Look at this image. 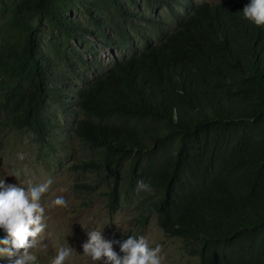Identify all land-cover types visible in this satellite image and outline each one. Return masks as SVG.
<instances>
[{"label": "trees", "instance_id": "obj_1", "mask_svg": "<svg viewBox=\"0 0 264 264\" xmlns=\"http://www.w3.org/2000/svg\"><path fill=\"white\" fill-rule=\"evenodd\" d=\"M248 2L0 0V114L45 141L50 110L70 101L76 135L150 185L149 212L194 250L192 264H264V26L243 18ZM138 4L168 7L174 27L150 18L149 39L133 23ZM73 9L111 20L123 44L127 29L143 39L75 88L61 65L71 69L87 31L111 38L68 18Z\"/></svg>", "mask_w": 264, "mask_h": 264}, {"label": "rangeland", "instance_id": "obj_2", "mask_svg": "<svg viewBox=\"0 0 264 264\" xmlns=\"http://www.w3.org/2000/svg\"><path fill=\"white\" fill-rule=\"evenodd\" d=\"M193 1L215 4L221 0ZM132 10L135 13L132 15L133 23L149 39L150 18L156 20L161 30H170L175 25L168 7L162 6L151 12L138 4ZM68 18L78 19L85 26L97 24L100 32L111 38L105 42L101 35L87 31L88 35L83 37L81 44L75 42L79 57L70 63L71 69L61 65V69L70 74L67 85L71 88L87 85L118 60L141 49L142 37L127 29L131 40L123 44L118 39V28L111 20L86 17L82 10L77 9L71 10ZM39 32L44 42H47L50 35L45 23L39 25ZM66 99L72 100L74 97L67 96ZM62 104L66 106L49 112L55 126L49 130L45 141L39 140L30 130L10 126L0 114V179H4L7 184L24 187L28 182L39 184L49 179L52 181L41 200L46 209V229L37 237L36 246L30 249L38 255L40 264H48L55 254L56 246L64 244L65 240L74 249L68 264H102L93 262L83 254L82 245L87 242V232L91 230H101L103 238L108 241H118L127 232L143 235L149 240L150 246H162V264L196 262L194 250L181 239L164 233L157 225L156 214L149 212L148 200L152 192L137 191L139 179L131 172L128 163H105L102 153L79 138L73 129V119L81 116V113L74 110L75 106L70 101ZM88 160L95 163L86 167L83 162ZM16 171L20 172L17 178L12 176ZM113 189L117 191L116 203L110 194ZM57 196L64 197L68 207L48 208V202ZM41 244H47L46 252L40 251ZM113 248L119 253L118 244L114 243ZM16 258L14 256L11 259ZM0 264H10V259L0 257Z\"/></svg>", "mask_w": 264, "mask_h": 264}, {"label": "clouds", "instance_id": "obj_3", "mask_svg": "<svg viewBox=\"0 0 264 264\" xmlns=\"http://www.w3.org/2000/svg\"><path fill=\"white\" fill-rule=\"evenodd\" d=\"M242 16L250 23L264 26V0H249L242 9ZM23 159V157H20ZM20 172L13 173L19 177ZM52 181L34 184L28 182L27 186L7 184L0 179V230L4 232L0 238V257H8L10 264H40L38 255L30 249L34 248L37 237L44 233L45 205L41 203L42 197L48 192ZM66 191V189H65ZM137 191L151 192L149 184L143 180L137 181ZM48 208L68 207V202L62 196L51 199ZM126 234V233H124ZM127 234H130L127 232ZM87 242L82 245L83 254L93 262L102 264H162V246H150L149 240L143 236L129 235L127 239L118 241L105 240L101 230L87 232ZM119 245L117 253L113 244ZM47 244L39 246L40 251H47ZM74 249L64 244L56 246L55 254L48 264H68ZM16 256V259H11Z\"/></svg>", "mask_w": 264, "mask_h": 264}]
</instances>
